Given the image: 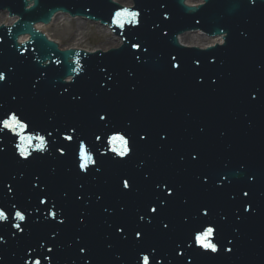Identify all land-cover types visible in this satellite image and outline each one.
<instances>
[{
  "label": "water",
  "instance_id": "95a60500",
  "mask_svg": "<svg viewBox=\"0 0 264 264\" xmlns=\"http://www.w3.org/2000/svg\"><path fill=\"white\" fill-rule=\"evenodd\" d=\"M133 1L0 0L19 17L0 12L14 23L0 28V121L25 125L0 127V264H264V1ZM123 9L137 23H113ZM57 12L110 24L123 45L63 51L121 42L61 13L44 26ZM18 38L17 65L34 59L21 83L2 65ZM81 144L92 157L83 171ZM208 227L217 253L196 244Z\"/></svg>",
  "mask_w": 264,
  "mask_h": 264
},
{
  "label": "snow or ice",
  "instance_id": "6c2138e0",
  "mask_svg": "<svg viewBox=\"0 0 264 264\" xmlns=\"http://www.w3.org/2000/svg\"><path fill=\"white\" fill-rule=\"evenodd\" d=\"M138 15H139V13H137L136 11L123 9V10L118 11L116 13V18L113 20V23H119L120 22L119 18L126 16V17H129L131 19V22L133 24H135V23H137ZM133 47L138 48L139 45H133ZM176 67H178V65ZM4 79H5L4 75L0 74V80H4ZM100 119L103 120V119H105V117L103 115H101ZM0 127H2L3 129L10 130V131H15V129L18 128L20 130V132H22L25 129V125L23 123H20L17 120L15 114H13L8 119H4L3 121H0ZM16 134L19 135V132H17ZM37 139L39 140V143L36 144V149L43 150L44 143H45L44 139L42 137H37ZM65 139L70 140L71 137L66 136ZM20 141H21V143L17 145L19 155H20V157L27 159L29 154L26 151V147H25L24 142L28 141V143L30 144V142H31L30 138L21 136ZM116 142L119 143V148H113L112 150L114 152H116V154L120 157L126 156L130 151V149L128 147V142L125 140V138L123 136H120V135L112 136L109 140L110 144H113ZM79 157L81 160V163L79 164V168L83 171L86 169L87 164L92 162V157L90 155H86V149H85L83 144L80 145ZM123 187L125 189H130V183L127 180H124ZM169 195H171V192H169ZM244 195H248V193L245 192ZM246 210L250 211V207ZM156 211H157V209L152 208V212H156ZM6 218L7 217L5 216V214L2 211H0V221L5 220ZM16 218L18 220H21V221L24 220V216L19 212L16 213ZM16 227H19V225H16ZM164 227L167 228V225H164ZM120 231H123V229H120ZM214 231L215 230L212 227H208L202 233L196 234L195 241H196L197 246H199L200 248H202L205 251H211L212 253H217L219 251L217 245L215 243L211 242V238L213 237ZM140 235H141V233H139V232L136 233L137 238H140ZM82 251H83V249H82ZM226 251L231 252L232 249L229 248V249H226ZM37 264H39V262H37ZM143 264H149V258L147 256L143 257Z\"/></svg>",
  "mask_w": 264,
  "mask_h": 264
},
{
  "label": "bare ground",
  "instance_id": "6f19581e",
  "mask_svg": "<svg viewBox=\"0 0 264 264\" xmlns=\"http://www.w3.org/2000/svg\"><path fill=\"white\" fill-rule=\"evenodd\" d=\"M115 3H121L122 1L121 0H113ZM197 3L198 4H201L202 3V0H186V5L187 6H197ZM121 4H123V2L121 3ZM125 4V3H124ZM123 4V6H125V7H129V6H131V4L130 3H127V4H125L124 5Z\"/></svg>",
  "mask_w": 264,
  "mask_h": 264
},
{
  "label": "rangeland",
  "instance_id": "374dc122",
  "mask_svg": "<svg viewBox=\"0 0 264 264\" xmlns=\"http://www.w3.org/2000/svg\"><path fill=\"white\" fill-rule=\"evenodd\" d=\"M122 2H123V4L125 3V4H127V3H130L131 5H132V0H121ZM121 2V3H122ZM121 3H119L120 5H122L123 6V4H121ZM124 4V5H125Z\"/></svg>",
  "mask_w": 264,
  "mask_h": 264
}]
</instances>
